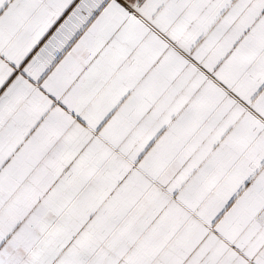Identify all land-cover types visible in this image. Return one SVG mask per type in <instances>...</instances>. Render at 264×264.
Returning a JSON list of instances; mask_svg holds the SVG:
<instances>
[{"label":"snow or ice","instance_id":"1","mask_svg":"<svg viewBox=\"0 0 264 264\" xmlns=\"http://www.w3.org/2000/svg\"><path fill=\"white\" fill-rule=\"evenodd\" d=\"M0 264H264V0H0Z\"/></svg>","mask_w":264,"mask_h":264}]
</instances>
